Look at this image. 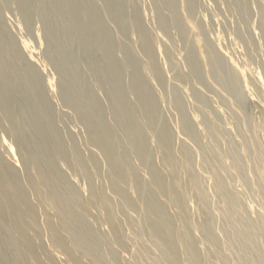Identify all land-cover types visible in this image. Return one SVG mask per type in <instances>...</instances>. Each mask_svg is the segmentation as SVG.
<instances>
[{"label": "rangeland", "instance_id": "374dc122", "mask_svg": "<svg viewBox=\"0 0 264 264\" xmlns=\"http://www.w3.org/2000/svg\"><path fill=\"white\" fill-rule=\"evenodd\" d=\"M2 8L5 27L24 55L31 51L29 61L43 74L42 84L52 95L57 77L44 68L39 25L32 22L25 31L13 8ZM205 32L194 57L202 88L194 85L188 69L191 44L184 54L179 53L182 42L170 48L162 41L155 51L156 39L150 38L153 63L165 82L161 86L145 55L128 43L152 91L158 130L142 132L147 123L134 117L129 119L139 130L134 142L124 143L112 129L99 132L100 144L92 131H85L84 120L76 129L57 121L65 139H76L78 151L72 155L73 168L63 164L64 180L51 187L32 175L38 170L36 161L0 119V159L17 174L19 183L8 190L14 213L27 228L19 235L7 219L2 224L6 231L1 250L10 264H181L179 257L185 264H264V39L255 44L249 39L256 58L251 63L239 39L228 34L226 48L213 49V30ZM193 35L191 28L189 40ZM252 79L257 90L249 84ZM175 104L187 118L185 129ZM68 131L80 135H63ZM109 134L116 140L107 139ZM104 143L117 155L114 168L102 153ZM117 165H124L123 172ZM150 179L169 196L166 207L157 209L147 187H135L136 181L147 184ZM70 203L74 205L65 210ZM0 209L8 210L4 197ZM169 221L182 230H177L176 254L164 250L158 234H175ZM84 230L97 235L85 237ZM26 240L30 244L24 248Z\"/></svg>", "mask_w": 264, "mask_h": 264}, {"label": "bare ground", "instance_id": "6f19581e", "mask_svg": "<svg viewBox=\"0 0 264 264\" xmlns=\"http://www.w3.org/2000/svg\"><path fill=\"white\" fill-rule=\"evenodd\" d=\"M1 7H12L15 20L20 21L25 31L32 27V22L39 25L37 30L44 43L40 54L44 68L57 77L51 95L42 84L43 74L29 61L31 51L26 50L24 55L18 49L0 11V119L16 132L18 144L36 161L38 170L32 175H39L50 187L64 180L63 164L73 168L72 155L78 151L76 139L69 142L60 133V121L76 129L84 120L85 131H92L94 140L100 144L99 132L107 134L105 131L112 129L113 133L115 129L119 132L124 143L134 142L133 134L139 132L129 120L134 117L147 123L142 132L158 130L152 91L140 71L138 55L128 43L145 55L149 72L161 86H165V82L153 63L154 47L150 38L156 39L155 51L162 41L170 48L174 43L182 42L180 54L187 52L186 48L191 44L194 49L188 69L193 71L194 85L202 88V75L199 69L195 70L198 67L194 57L205 29L213 30L210 43L213 49L226 48L229 34L243 43L249 61L253 62L256 58L251 54L253 46L248 41L251 39L255 44L264 39V0H0ZM191 28L194 35L189 40ZM256 73L259 77L261 71ZM165 79L170 82L167 76ZM249 84L252 89H258L255 79ZM183 93L188 94V91L183 90ZM175 105L184 128L188 126L187 118ZM81 108L86 111L82 112ZM106 121L111 122L110 127L104 126ZM68 132L63 135L73 134L74 138L80 135L78 131ZM161 133L165 134V131ZM109 136L106 138L110 141L116 140L112 134ZM102 147L105 160L116 167L113 160L117 155L112 145L104 143ZM117 167L123 172L124 165ZM15 174L0 159V206L3 197L8 206L6 212L0 209V264H10L1 250L6 231L3 222L7 219L19 235L26 228L20 216L14 213L12 192L8 190L19 183ZM155 185L153 179L147 184L135 182V187H147L157 209L166 207L169 196H165L159 184L155 190ZM63 196L70 198L67 194ZM72 205L68 204L65 210ZM84 218L81 219L82 226ZM56 220L57 214L53 213L52 223ZM168 225L175 234L160 230L159 238L167 253L176 254L177 230L180 233L182 230L179 227L176 230L172 221ZM84 235L92 238L97 234L93 230H84ZM29 244L26 240L24 248ZM36 253L40 254V250L36 249ZM179 262L185 264L184 258L179 257Z\"/></svg>", "mask_w": 264, "mask_h": 264}]
</instances>
